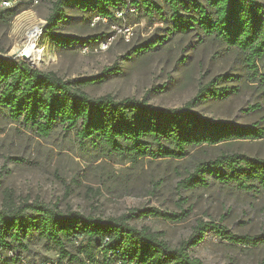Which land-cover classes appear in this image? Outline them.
Wrapping results in <instances>:
<instances>
[{
    "label": "trees",
    "instance_id": "1",
    "mask_svg": "<svg viewBox=\"0 0 264 264\" xmlns=\"http://www.w3.org/2000/svg\"><path fill=\"white\" fill-rule=\"evenodd\" d=\"M3 2L14 4L2 9ZM29 6L19 0H0V24L7 25ZM70 7L90 19L112 23L121 21L118 14L131 10L147 20L157 16L167 31L166 39L192 35L200 43L214 42L238 56L249 82L264 86V0H55L44 36L57 49L98 42V38L84 41L54 33L66 20L64 9ZM164 42L142 45L133 53H149ZM116 71V67L106 68L93 78L63 80L0 54V120L41 139L59 129L92 155V163L110 161L128 169L144 162L186 161L205 148L264 139V128L258 124L239 126L204 119L192 110L193 102L165 109L145 100H116L108 95L94 98L85 92ZM225 80L231 82L232 76L199 84L194 101L205 97L219 100L235 93L237 90L219 86ZM184 174L176 185L180 193L206 190L214 183L246 194L264 193V159L244 154L222 153L213 160L191 162ZM187 204L188 199H179L178 212L144 208L118 218H95L42 203H10L0 209V264H22L21 256L37 242L55 251L61 261L78 264L81 258L88 264H202L189 250L206 234L244 249L264 245V231L236 235L219 223L198 221L187 240L172 247L160 234L132 225L147 218L184 223L192 210Z\"/></svg>",
    "mask_w": 264,
    "mask_h": 264
},
{
    "label": "rangeland",
    "instance_id": "2",
    "mask_svg": "<svg viewBox=\"0 0 264 264\" xmlns=\"http://www.w3.org/2000/svg\"><path fill=\"white\" fill-rule=\"evenodd\" d=\"M54 1L43 0L7 25L0 24V54L16 56L23 50L28 31L39 27L43 32L41 63L33 67L27 62L32 68L55 73L63 80L93 78L106 68H117V74L85 89L90 97L145 100L165 109L193 102L192 110L204 119L264 128V86L248 81L246 69L235 53L214 42L200 43L192 35L166 39L167 31L157 16L147 20L129 11L117 16L119 23H112L90 19L74 7L64 9L66 20L59 23L54 33L84 41L98 38V42L57 49L44 36L48 34L46 20ZM160 40L165 42L153 51L134 55V49ZM226 75L232 76V81L225 80L219 86L237 90L235 93L219 100L205 97L194 101L199 84L206 85L217 76ZM222 153L264 159V139L205 148L186 161L144 162L128 169L110 161L92 163V155L83 152L73 137L59 129L41 139L0 120V209L10 203H42L61 212L118 218L132 209L178 212L177 201L186 198V208L192 206L186 222L169 224L147 218L132 225L160 234L172 247L187 240L198 221L219 223L236 235H258L264 231V193L246 194L216 183L195 192L180 193L176 189L191 162L213 160ZM189 253L202 264L264 263V245L244 249L211 234H206ZM73 254L76 255L75 250ZM20 259L22 264H78L61 261L55 251H49L41 242ZM81 259V264H88Z\"/></svg>",
    "mask_w": 264,
    "mask_h": 264
},
{
    "label": "bare ground",
    "instance_id": "3",
    "mask_svg": "<svg viewBox=\"0 0 264 264\" xmlns=\"http://www.w3.org/2000/svg\"><path fill=\"white\" fill-rule=\"evenodd\" d=\"M41 38V30L36 29V27H32L26 35L25 42L22 48L23 50L21 51L22 53H24V57L27 59L28 63L33 67L39 66L41 63Z\"/></svg>",
    "mask_w": 264,
    "mask_h": 264
},
{
    "label": "built area",
    "instance_id": "4",
    "mask_svg": "<svg viewBox=\"0 0 264 264\" xmlns=\"http://www.w3.org/2000/svg\"><path fill=\"white\" fill-rule=\"evenodd\" d=\"M21 2H24V3H27L29 4L30 6H38L43 0H19ZM14 3H10V2H3L1 4V8H8V7H11L13 6ZM132 11V10H131ZM118 16H121V14H118ZM36 29H40L39 27H36ZM41 30V33L43 34L42 32V29ZM4 56V55H3ZM6 57V56H4ZM8 58V57H7ZM11 60H16V59H20V60H23L25 62H28L27 59L24 57V53L22 52H17L16 56L12 57V58H9Z\"/></svg>",
    "mask_w": 264,
    "mask_h": 264
}]
</instances>
